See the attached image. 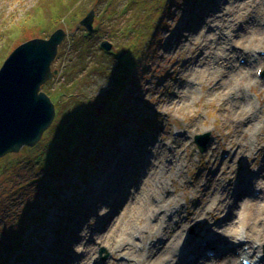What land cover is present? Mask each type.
<instances>
[{
  "label": "rangeland",
  "instance_id": "obj_1",
  "mask_svg": "<svg viewBox=\"0 0 264 264\" xmlns=\"http://www.w3.org/2000/svg\"><path fill=\"white\" fill-rule=\"evenodd\" d=\"M214 1L0 0V67L11 51L26 40L47 38L58 28L69 34L59 47L52 66L58 74L43 88L53 93L49 96L57 111L51 137L65 136L64 145L57 147L62 157H58L46 170L40 169H44L46 157L53 158L51 153L41 154L38 165L25 158L28 154L32 159L37 156L35 147H24L18 153H10L0 159V264H20L22 260L35 259L46 248L53 253L52 247L44 245V240L51 235L58 240L66 239L67 231L72 228L71 222L94 225L98 220L96 211L84 216L74 212L77 206L86 208V202L96 192L98 181L108 174L110 178L113 176L117 160L121 155L129 154V147L125 151L124 144L132 149L141 145L148 153L152 149L144 142L146 138L174 144L173 141L180 138L179 133L184 129L187 131L186 126L193 125L184 137L185 145L180 148L186 150L185 155L188 154L190 161L182 176L174 178L168 193L176 196L186 210L190 211L199 204L202 185L224 166L232 165L230 179L234 182L239 180L240 185H244L241 178L256 170L258 159H237L232 152L228 153L230 139L238 143L241 124L235 123V118H230L228 110L217 100L206 101L205 96L214 82L211 80L195 86V95L199 98L185 107V98L190 92L186 81L196 77L195 72L188 69L197 56V48L195 44H186L180 34L188 35L189 28L202 15L200 12ZM198 7L201 10H197ZM91 9L95 10V32L87 37L86 29L81 27L77 30V25ZM77 13L79 18L74 22L72 18ZM216 24L217 21H212L210 25ZM262 25L264 27V22ZM153 38L149 56H139L141 47L144 44L148 46ZM103 41L112 44L111 51L100 47ZM262 49L264 53V46ZM258 67H261L258 76L263 79L248 90L256 103L264 97V63ZM133 69L135 73L128 82L129 72ZM59 91L68 94L62 101L57 96ZM118 93H121L117 100L120 104L111 103ZM120 106L122 112L111 121L114 128L110 136L104 137L103 142L99 141L101 130L104 131L101 128L104 116ZM83 128L86 133L82 138L85 143L82 150L71 157V161H65L73 136ZM219 134L222 139L220 146L215 156L210 157L207 152ZM196 135H209L205 152L196 145ZM259 136L264 139V129ZM199 175L201 184L196 187L197 192H192L190 188ZM250 191H254L253 187ZM103 194V201V196L96 200L101 206L110 197L106 192ZM248 196L249 193L242 198ZM194 229L195 225L189 232L194 233ZM79 246L57 243L56 250L62 249V258H67L61 264H68L69 256H74ZM93 248L94 258L105 264H119L122 259L111 258L108 248L100 242ZM212 251L209 249L207 252L211 255L209 258H218ZM261 251V256H264V244Z\"/></svg>",
  "mask_w": 264,
  "mask_h": 264
},
{
  "label": "bare ground",
  "instance_id": "obj_2",
  "mask_svg": "<svg viewBox=\"0 0 264 264\" xmlns=\"http://www.w3.org/2000/svg\"><path fill=\"white\" fill-rule=\"evenodd\" d=\"M200 13L198 22L189 28V34H180L186 44H195L197 48V56L188 69L194 71L196 77L186 81L190 92L185 98V107L199 98L195 95V86L213 81L206 101L217 100L228 110L229 117L241 124L238 143L230 139L228 153L232 152L237 159H258L256 170L241 178L242 183L244 181L241 186L239 180L230 179L232 165L220 168L202 185L200 202L189 211L176 196L168 193L174 178L182 176L190 161L188 154L185 155L186 150L180 148L185 145L184 137L193 125L186 126L188 132L185 129L180 132V138L174 140V144L146 138L144 142L152 149L148 153L141 145L132 149L124 144L125 151L129 147V154H123L117 160L113 176L110 178L108 174L98 181L86 208L77 206V212H74L84 216L90 211L93 214L94 210L97 222L86 226L81 221L71 222L72 228L67 231L66 239L58 240L51 235L44 240V245L52 247L53 253L46 248L35 259L28 258L20 264H61L67 258H62V249L56 250L57 243L72 247L81 245L74 256H69L68 264H105L93 256V247L98 242L108 248L111 258H122L119 264H243L244 259L264 264L261 256L264 244V139L259 136L264 129V97L256 103L248 93L263 79L258 76L261 68L258 65L264 63L261 52L264 46V0H216ZM212 21L217 24L211 26ZM238 24L242 25L237 29ZM221 140L220 134L215 137L208 156H215ZM200 178L199 175L190 188L192 192H197ZM251 187L254 191L249 192ZM104 192L110 197L101 206L96 200ZM248 193V197L242 198ZM103 199L104 196L101 201ZM193 225L195 229L191 234L189 230ZM209 249L218 258H209Z\"/></svg>",
  "mask_w": 264,
  "mask_h": 264
},
{
  "label": "water",
  "instance_id": "obj_3",
  "mask_svg": "<svg viewBox=\"0 0 264 264\" xmlns=\"http://www.w3.org/2000/svg\"><path fill=\"white\" fill-rule=\"evenodd\" d=\"M95 10L91 9L77 25L94 32ZM70 33V35H74ZM69 34L56 29L47 38L26 40L14 48L0 67V159L18 153L24 147L36 146L52 126L56 106L43 90L58 74L53 63L59 47ZM111 51L112 44L103 41L100 46ZM209 135H196L195 143L205 152Z\"/></svg>",
  "mask_w": 264,
  "mask_h": 264
},
{
  "label": "trees",
  "instance_id": "obj_4",
  "mask_svg": "<svg viewBox=\"0 0 264 264\" xmlns=\"http://www.w3.org/2000/svg\"><path fill=\"white\" fill-rule=\"evenodd\" d=\"M79 18V15H78V13L74 16V18H72L73 20L72 21H77V19ZM81 21V20H80ZM55 24V23H54ZM54 24L52 25V27L54 26ZM129 29V28H128ZM131 30H128V32H130ZM95 32V31H94ZM91 34H86V36L87 37H89ZM154 43V38L152 39V41H151V43L147 46L146 44H144V47H141V45H140V47H141V49L139 50V53H138V55L139 56H141V54H142V56H144V57H146L147 55L149 56V52L151 51V49H152V44ZM144 48V49H143ZM141 50H143V52H141ZM119 56H121V57H125L124 55H121V54H119ZM120 57V58H121ZM143 57V58H144ZM126 58V57H125ZM136 66V65H135ZM134 69H133V71L132 72H129V78L127 79V81L129 82H131V78L130 77H132L133 75H134ZM127 84H129V83H127ZM126 84V85H127ZM46 86V85H45ZM45 86H43V88L45 87ZM124 89V88H123ZM122 89V90H123ZM46 92L48 93V94H53V93H51L50 91H47L46 90ZM120 92V91H119ZM56 94V93H55ZM110 94H112V93H110ZM57 96H58V99H59V101H62L63 99H64V97H67L68 96V94H66V93H64V91L62 92V91H59V92H57ZM116 96H118L116 99L115 98H113L112 100H111V103H113V104H120V101H117V100H119L121 97V93H118ZM122 112V109H121V106H120V108H116L114 111H111L110 113H106V115L104 116L105 118L103 119V122H102V127L101 128H103L104 129V131H102L101 130V132H102V137H100L98 140L99 141H101V142H103L104 141V137H108V136H110V134H111V129H113L114 127V123L112 124L111 123V121H113V120H115L116 118H117V116L119 117V113H121ZM57 116V115H56ZM55 119H57V118H55ZM56 125V123H55V120H54V122H53V124H52V126H51V128L50 129H48V130H50V132H49V134H47V132H45V134H44V136L42 137V139H41V141L36 145V146H34L35 148H36V152H37V156L35 157V158H33L32 159V157H30V158H28L29 157V154L25 157V158H27L26 160H28L29 161V163H32V161H35V165H38L39 163L37 162L38 161V159H40V157H41V154H43V153H48L49 152V154L51 153L52 155H53V158L52 159H49L50 157H46L45 158V166H44V169H40V170H46L48 167H49V165L51 164V163H54V161H56L57 160V158L59 157H62V155H61V151H58V146H59V148H61V146L62 145H64V143H63V140H64V138H65V136L64 135H58L57 137H55V138H52L51 137V132H52V128H54V126ZM86 133V129L84 130V128L79 132V133H77L76 135H74L73 136V138H72V142L70 143V151H69V154L67 155V157H66V159H65V161L67 160V161H71V157H74V155L75 154H78L81 150H82V147L84 146V144H83V142H82V138L84 137V134ZM104 133V134H103ZM30 148H32V147H30ZM30 148H27L28 150H29V152L31 151L30 150ZM26 150V149H25ZM32 151H34V150H32ZM20 160V159H19ZM18 160V161H19ZM24 160V159H23ZM17 161V162H18ZM21 161V160H20ZM21 162H18V164H20ZM32 168H35V166H33ZM39 170V171H40Z\"/></svg>",
  "mask_w": 264,
  "mask_h": 264
}]
</instances>
